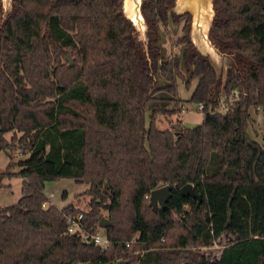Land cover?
Masks as SVG:
<instances>
[{"label": "trees", "instance_id": "trees-1", "mask_svg": "<svg viewBox=\"0 0 264 264\" xmlns=\"http://www.w3.org/2000/svg\"><path fill=\"white\" fill-rule=\"evenodd\" d=\"M174 3L143 1L146 50L123 0H13L4 19L0 0V150L24 155L0 174V187L23 178L19 200L0 208V264H264V144L249 132L250 107L264 109V0H214L211 39L232 57L223 83ZM183 17L182 55L162 57L159 27ZM184 70L203 120L159 128V114L182 111ZM159 74L176 106L147 123ZM235 89L234 106L217 112ZM60 178L89 186L87 211L44 207L45 182ZM188 183L200 205L181 194ZM167 184L154 209L152 191ZM80 212L105 230L106 249L68 231Z\"/></svg>", "mask_w": 264, "mask_h": 264}, {"label": "rangeland", "instance_id": "rangeland-1", "mask_svg": "<svg viewBox=\"0 0 264 264\" xmlns=\"http://www.w3.org/2000/svg\"><path fill=\"white\" fill-rule=\"evenodd\" d=\"M185 17H183L179 23L170 22L167 27L160 26L159 28V40L158 45L161 49L162 57H168L173 54L182 55L183 45L177 42L178 38L183 35V25L185 22ZM219 53H211L210 58L216 67L218 76L223 83L226 79L227 67L232 62V57H222L218 55ZM185 80L179 83V96L182 98L181 106L182 111L179 114H173L171 116H166L165 114H159L158 116V127L162 129L173 128L176 119H184L186 126H195L202 122L203 112L197 109L196 104L188 102L195 85L197 84V79H191L190 74L184 70ZM157 87L159 91L155 95V99L151 100L147 106V123H149V117L151 110L154 108H172L176 106V102L169 98V94L163 90V87L167 84V81L159 74L157 76ZM189 82L190 87L186 84ZM226 95V94H222ZM250 124L249 132L256 140L264 144V109H255L250 107ZM11 134H7L10 138ZM20 151H16L11 158L7 151L0 150V174L4 172L7 168L8 163L11 159L17 161L24 155L20 154ZM14 170H18L15 168ZM4 186L0 187V208H6L10 205L16 203L21 197V190L23 185V178L19 175H13L10 177H5L3 179ZM89 186L86 183H78L72 178H60L54 180H47L45 182V194L51 201V203L57 205L59 208L74 203L79 206L81 210L87 211L89 209L90 197L84 195L83 192ZM66 193V196H64ZM105 217V216H104ZM101 231H105L100 228Z\"/></svg>", "mask_w": 264, "mask_h": 264}, {"label": "water", "instance_id": "water-1", "mask_svg": "<svg viewBox=\"0 0 264 264\" xmlns=\"http://www.w3.org/2000/svg\"><path fill=\"white\" fill-rule=\"evenodd\" d=\"M143 1L144 0H123V13L132 21L135 26L136 33L138 34V38L142 40L146 50H148V24L142 11ZM12 6L13 0H2L3 19L6 17L7 13L12 10ZM172 10L178 15L184 13H189L191 15L190 39L196 51L207 57L212 64L213 61L209 57L211 53H219L218 55L222 57L231 56L227 52L222 51L220 47L211 39L210 31L213 27V21L216 14L214 0H175ZM68 59L70 60V64H72L73 61L70 55H68ZM180 192L183 196L197 199L198 205H200L203 201L202 195L195 191L191 183L182 186L180 188ZM171 194V185L167 184L158 187L151 193L150 204L154 209H157L159 205L164 207L170 199ZM111 224L112 222L106 217H102L99 222L101 227H106ZM112 264H118V262H114Z\"/></svg>", "mask_w": 264, "mask_h": 264}, {"label": "built area", "instance_id": "built-area-1", "mask_svg": "<svg viewBox=\"0 0 264 264\" xmlns=\"http://www.w3.org/2000/svg\"><path fill=\"white\" fill-rule=\"evenodd\" d=\"M239 91L237 89L233 90L230 95H223L220 98V106L217 112L225 114L227 113L235 104L236 100L239 98ZM197 109L202 111L204 108V104L200 102L196 104ZM146 197H150V195H146ZM51 201L47 200L44 203V207H47ZM84 214L80 212L79 214H74L69 217L70 225L68 227V231L72 234H76L77 236H81L83 240L87 242H92L96 245H101L104 249H106L110 243V240L106 234V232L101 231L100 229L97 231H92L84 225L83 222ZM136 240V238L134 239ZM129 245V243H127Z\"/></svg>", "mask_w": 264, "mask_h": 264}, {"label": "crops", "instance_id": "crops-1", "mask_svg": "<svg viewBox=\"0 0 264 264\" xmlns=\"http://www.w3.org/2000/svg\"><path fill=\"white\" fill-rule=\"evenodd\" d=\"M181 120H182L183 124H185V121H184V119H181Z\"/></svg>", "mask_w": 264, "mask_h": 264}]
</instances>
